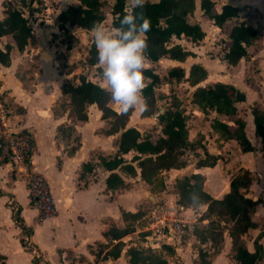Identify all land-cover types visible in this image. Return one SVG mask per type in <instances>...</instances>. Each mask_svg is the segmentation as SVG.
<instances>
[{
	"label": "crops",
	"instance_id": "obj_1",
	"mask_svg": "<svg viewBox=\"0 0 264 264\" xmlns=\"http://www.w3.org/2000/svg\"><path fill=\"white\" fill-rule=\"evenodd\" d=\"M7 1L0 0V19L4 15ZM214 1L218 12L225 4L243 7L238 19L240 21H245L242 17L244 7L255 8L260 12L256 20L248 22L259 29L260 39L257 44L248 46L247 55L237 65L227 63L224 59L227 48L221 49L222 45L216 41L221 36L226 39L223 33L225 28L217 26L213 20L204 15L201 0H196L195 14L199 16L195 21L199 22L206 32L205 38L199 42L187 38L176 39V42L190 49L194 55L188 57L186 61L165 56L158 62H152L147 58L146 67L166 62L171 69L176 66L184 67L189 75L191 66L200 63L208 69V77L200 85L224 82L234 84L243 90L246 93V100L238 103V109L240 116L246 122L245 131L254 150L244 152L236 138L220 139V135L212 128V119L217 115L216 112L211 111L210 114H206L193 104L191 98L196 87L184 82L183 84L190 87L188 99L190 105L185 110L189 117L190 140H201L211 154L219 155L220 158L213 167H198L197 162L201 160L198 157L204 155L206 158L203 149L198 147L195 152L193 151L194 155L188 156L186 167L170 169L162 173L165 177L164 186L155 191H152L151 186L142 179L140 169L136 176L117 170L125 179L127 186L116 190L108 189L106 179L110 171L102 166L101 161L104 157L116 154L119 133L108 132L111 127L110 121L103 118V113L97 104L89 106L87 121L73 122L70 111L60 115L55 114L56 103L67 97L62 91L65 82L78 84L80 76L86 75L88 79L106 87L100 75L92 74L94 70H99V65L88 62L84 65H73L81 58L82 53L79 48H68L67 45L65 47L68 53L64 60H68L72 65L70 69L58 68L60 58L55 59L56 66H54L45 57L29 58L22 55L18 48H13L11 64L0 65V95L11 104L14 114L9 121L13 122L14 130L25 129L34 138L35 149L29 165L32 170L42 173L50 183L57 211L52 217L39 221L38 210L30 204L28 185L26 184L24 190L27 196L25 201L20 199L17 186L13 185L10 192L15 194L20 206V219L14 217L11 207L6 208L9 219L0 216V264L3 262L5 264H71L75 261L68 258L69 254L84 257L85 261L81 262L79 259L77 264H130L128 249L131 246L141 247L145 244V237L142 236L139 228L122 239L125 247L119 258L104 260L102 255H97L101 249L100 244L104 246L109 244L105 236L108 228L115 224L119 226L125 224L122 210L132 212L141 210L148 198L157 203V206H169L168 208L172 209L170 213L175 212L173 209H176L180 216L192 217L189 213L192 212L193 215L196 212V218H192V222H196L206 211L207 205L201 206V212H197V208H185L179 205L175 187L177 179L184 175L201 173L205 176V189L215 198H222L230 190L231 177L242 168L251 170L254 177L248 195L263 200L254 214L259 227L249 231L246 241L249 250H256L255 239L264 229V146L261 138L256 134L252 107L264 102V0ZM232 23L234 22L228 24L232 25ZM54 25L55 31L57 26ZM48 45L49 43L47 47ZM110 104L118 111L112 102ZM138 114L141 116L139 123L133 120ZM157 119L154 115L152 120L151 116L144 117L139 111L133 110L128 126L146 132L147 129L144 128L146 122L152 120L158 124ZM62 124L75 125L69 141L58 136V127ZM230 124L233 122L231 121ZM160 130L161 127L158 132ZM76 138L79 140L75 141ZM78 141L79 148L70 154V148ZM125 157L131 159L132 153L126 154ZM2 162L7 169H11L8 164ZM85 163L91 164L92 169L84 172ZM3 165L0 164V181L4 172ZM4 197L0 196V200ZM206 222L208 220L200 221L202 224H207ZM191 233V242L211 253V264H232L233 243L227 233L224 243L217 252H214L211 242L201 244L194 232ZM175 239H179V235ZM24 242L29 243L34 249H27ZM260 243L264 247V236L260 239ZM197 256L198 253L194 257L196 260Z\"/></svg>",
	"mask_w": 264,
	"mask_h": 264
},
{
	"label": "trees",
	"instance_id": "obj_2",
	"mask_svg": "<svg viewBox=\"0 0 264 264\" xmlns=\"http://www.w3.org/2000/svg\"><path fill=\"white\" fill-rule=\"evenodd\" d=\"M78 3H69L58 14L56 26L63 32L64 43L72 48L71 39L73 28L91 30L96 22L106 20L103 9V0H77ZM21 6H16L12 0L5 4L4 15L0 19V40L9 37L5 44H0V65L9 66L12 62V50L18 48L24 52L34 35V29L26 16L25 8L35 9V4L44 5V0H20ZM214 0H201V9L209 19L222 28L231 21L232 25L226 42L227 51L224 59L229 65H237L244 58L250 45L257 44L260 31L257 27L246 21H239L243 7L225 4L221 11H216ZM34 8V9H33ZM196 0H157L147 1L142 9L136 11L150 18L151 27L147 33L148 48L146 56L152 62H158L162 57L186 61L194 53L176 39L187 38L199 42L206 36L201 24L191 21L195 14ZM126 0H114L112 25H118V17L126 13ZM96 64V49L92 47L91 56L87 60ZM145 77L150 79L143 90L147 103V110L142 116H152L160 111L157 104L156 88L161 84V76L151 67H146ZM208 77V69L195 63L191 66L189 75L182 66L170 69L168 81L171 83L189 82L196 87L193 91L191 102L203 112L210 114L216 112L212 119V128L220 135V139L229 140L236 138L244 152L254 150L245 128L246 122L240 116L238 103L246 100V93L231 83L216 82L200 85ZM63 93L68 96L70 116L72 121H87L88 108L97 104L103 113V118L110 121L109 133H119L116 154L104 157L101 164L110 171L106 179L110 190L124 188L127 183L121 173L136 176L140 169L141 177L152 188V191L164 186L162 173L170 169H181L187 166L188 156L198 147L203 149L206 158L197 162L198 167L215 166L219 155L211 154L201 140L191 141L189 137L188 115L182 108V101L177 95H172V101L165 106L164 111L158 116L157 122L161 127L160 132L146 133L136 127L128 126L133 110L121 114L111 106L110 94L106 87L88 79L86 75L80 76L78 84L65 82L62 85ZM62 113V112H61ZM60 113V114H61ZM56 115H60L55 111ZM256 134L261 138L264 146V102L252 107ZM225 117V118H224ZM233 124H230V122ZM75 130L74 124H62L58 127V136L69 141ZM80 146V142L70 148L72 154ZM132 153V158L127 159L126 154ZM92 169V165L85 163L83 171ZM83 175V174H82ZM251 170L242 168L230 180V190L222 198H215L204 187L205 176L201 173L184 175L176 181L177 203L185 208H197L207 205L206 211L200 216L199 221L208 220L204 226L196 225L194 234L201 244L211 242L214 252L220 250L225 240V233L232 239V264H262L264 260V247L260 239L264 236V229L255 239V251L249 250L246 241L249 231L258 228L259 223L254 218L258 206L263 202L261 198L254 199L248 195L253 184ZM125 224L112 225L105 232L109 244H100L97 252L104 260L117 259L125 247L122 240L125 236L135 232L144 216V212L122 210ZM19 220L18 217H16ZM146 236L147 233H141ZM105 248H107L105 250ZM168 254H175L172 245L162 246ZM130 264H170L162 251L151 247L131 246L128 249ZM211 253L203 247L199 248L196 264H211ZM80 261L84 262L83 256ZM71 264H77L72 262Z\"/></svg>",
	"mask_w": 264,
	"mask_h": 264
},
{
	"label": "rangeland",
	"instance_id": "obj_3",
	"mask_svg": "<svg viewBox=\"0 0 264 264\" xmlns=\"http://www.w3.org/2000/svg\"><path fill=\"white\" fill-rule=\"evenodd\" d=\"M13 3L20 7V0H12ZM152 1V0H145ZM221 2L222 0H218V2ZM69 3H78L77 0H44V5H38L35 4V9L31 11L30 8H25L26 16L29 18L30 24L32 25L34 29V35L32 39L30 40L28 46L26 47V50L22 52L21 54L25 55L29 58H39L45 57L46 60L50 61L51 64L56 66L55 59L60 58L59 66L58 68H71V64L68 63V60L66 59V53H68V49L65 47L66 43H64V35L63 32H61L57 27L55 31L53 30V27L55 28L56 24V18L58 16V13H60L61 9L65 7ZM114 0H103V9L106 12V20L103 22V24L111 29L113 27L112 20H113V14H112V8H113ZM131 6V0H126V7L129 10ZM34 9V8H33ZM260 15V12L255 8H247L244 7V13L242 14L243 19L246 22L254 21L256 20ZM55 16V18H53ZM199 14H194L190 20L193 22ZM240 21V20H239ZM49 25V27H47ZM231 24H228L225 27V30L223 33L226 36V39L223 38L224 36H221L220 39L216 40L219 44L222 45L221 49H226L227 45L224 44L228 40V33L230 30ZM73 37L71 39V45L74 49L79 48L82 56L77 62H74L73 65H84L87 63L88 58L91 56V50L94 46L93 38L91 31L85 30L82 28H73ZM10 40L9 37H4L0 40V44H5ZM185 42V41H184ZM49 43L48 47L47 44ZM186 43V42H185ZM220 51V50H219ZM73 59L76 60L75 57ZM152 69H154L162 78L161 84L156 88V95H157V104L160 107V109L165 108L166 105H168L172 101V95H177L179 99L182 101V108L184 110H187V106L190 105L188 99L190 98V87H188L186 84L183 83H169L167 77L168 73L171 69L170 65L166 62L158 63L156 65L151 66ZM99 71V72H98ZM93 75H100V69L94 70L92 72ZM69 80V79H68ZM70 80H74L71 79ZM150 79L145 77V84L149 83ZM68 96L62 98L56 103L55 111L60 114H63L64 112L69 111L70 104L68 101ZM113 103V102H112ZM114 107H117L114 103L112 104ZM3 110L2 114L6 115V123L9 129L14 130V124L10 120V117L14 114L11 104L9 101L5 100L2 95H0V111ZM153 120V115L151 116ZM133 120H135L137 123L141 121V116L138 114ZM146 122L145 125L146 133H157L160 129L159 125L153 121ZM79 140V138H76L75 141ZM0 164L3 165L4 163L0 161ZM4 166V165H3ZM31 169V167L29 166ZM4 172L2 173V179L0 181V196H5L3 200H0V216L2 218L9 219V213H7L6 208L11 207L13 208V215L14 217H18L20 219V209L19 204L17 200L15 199V194L11 193L13 185L17 186L18 194L20 195V199L22 201L26 200V194L24 190L26 189L27 180L26 177L21 175L17 169H7L6 165L4 166ZM164 177V175H163ZM165 180V177H164ZM162 201V200H160ZM163 203V202H162ZM169 206H157V203H155L153 200H149L147 198V202L142 206L141 211L144 212V216L140 219V223L137 228L140 229V231L143 233H147L146 236H144L145 244L141 247H151L157 251H162L165 255H167L170 264H195L196 259L194 258L195 255L199 252V245L194 244L191 242L192 239V231L194 232L195 226L200 225L204 226L206 224L200 223L199 219L196 222H192L193 219L196 218L195 213L192 212L189 213L192 217L189 216H180L178 214V211L176 209H173V213H170L172 209L168 208ZM197 212H201L202 208L197 207ZM56 214V213H55ZM168 216L170 218H176L181 222L182 224V230L183 232L179 235V239L175 240H168L166 238H162L159 240H154L157 236L153 235V229L152 223L157 221L158 218ZM195 216V217H194ZM193 218V219H192ZM38 219V218H37ZM208 223V222H206ZM147 237H150L148 240L150 243L147 245ZM166 241H169L172 245V247L175 249V254L170 255L167 253L166 250L162 248L164 244H167ZM193 241V240H192ZM25 247L29 250H33L34 247L29 245V243L24 242ZM154 244V246L152 245ZM97 249H99V246H97ZM68 258L70 260L75 261L76 263L79 262L80 257H75L73 254H69ZM198 258V256H197ZM37 260H40V258H36ZM72 263V262H71ZM5 264V262H3Z\"/></svg>",
	"mask_w": 264,
	"mask_h": 264
},
{
	"label": "clouds",
	"instance_id": "obj_4",
	"mask_svg": "<svg viewBox=\"0 0 264 264\" xmlns=\"http://www.w3.org/2000/svg\"><path fill=\"white\" fill-rule=\"evenodd\" d=\"M144 4L145 0H131L129 10L118 17L117 26L109 29L96 22L90 30L100 76L121 114L147 110L143 90L151 21L136 11Z\"/></svg>",
	"mask_w": 264,
	"mask_h": 264
},
{
	"label": "built area",
	"instance_id": "obj_5",
	"mask_svg": "<svg viewBox=\"0 0 264 264\" xmlns=\"http://www.w3.org/2000/svg\"><path fill=\"white\" fill-rule=\"evenodd\" d=\"M0 112L3 113V110ZM2 113L0 115V159L11 169H17L21 175L26 177L30 204L38 210V220L43 221L55 215L57 208L51 185L46 177L29 168L35 149L34 138L25 129L18 131L9 129L5 119L6 115ZM181 222L168 216L158 218L151 227L153 235L157 236L154 240L166 238L173 241L183 232ZM149 238L147 237V245L150 243ZM166 243L171 244L169 241Z\"/></svg>",
	"mask_w": 264,
	"mask_h": 264
},
{
	"label": "water",
	"instance_id": "obj_6",
	"mask_svg": "<svg viewBox=\"0 0 264 264\" xmlns=\"http://www.w3.org/2000/svg\"><path fill=\"white\" fill-rule=\"evenodd\" d=\"M64 8H65V7H63V8L61 9V11H62ZM61 11H60V12H61ZM53 18H55V16H53ZM163 111H164V108L160 109V111L154 115V118L157 119L158 116H159ZM190 154H191V155H194V152H191ZM204 157H205L204 155H201V157H198V159L200 160V159H202V158H204Z\"/></svg>",
	"mask_w": 264,
	"mask_h": 264
}]
</instances>
